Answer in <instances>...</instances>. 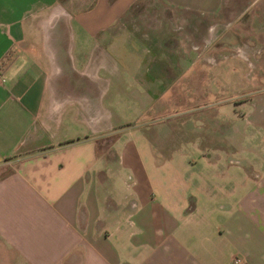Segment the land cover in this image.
<instances>
[{
	"label": "crops",
	"instance_id": "obj_1",
	"mask_svg": "<svg viewBox=\"0 0 264 264\" xmlns=\"http://www.w3.org/2000/svg\"><path fill=\"white\" fill-rule=\"evenodd\" d=\"M136 1L0 0V264H264V157L238 197L237 161L219 164L213 184L199 180L182 148L188 134L113 130L105 109L111 90L149 99L188 83L187 74L201 91L206 75L239 80L250 97L213 117L230 124L219 134L235 144L243 120L264 132V100L253 99L264 89V65L253 66L259 58L249 51L213 54L221 61L206 68L204 52L157 49L154 41L144 50L134 37L111 34ZM160 1L195 16H215L224 3ZM211 91L215 107L228 102ZM130 103L149 116L148 128L172 103L184 106Z\"/></svg>",
	"mask_w": 264,
	"mask_h": 264
},
{
	"label": "rangeland",
	"instance_id": "obj_2",
	"mask_svg": "<svg viewBox=\"0 0 264 264\" xmlns=\"http://www.w3.org/2000/svg\"><path fill=\"white\" fill-rule=\"evenodd\" d=\"M167 19L174 21L166 23ZM182 19L189 20V25L181 23ZM184 31L187 34L185 33V35H181L182 38L181 36L179 38V34ZM110 33H124L130 37L129 39L134 37L140 48L144 50L151 49L149 45L154 41L157 49L204 52L205 61L208 62L205 65L206 68L221 61L214 58L215 55L213 54L217 53L224 57L230 52L240 54L250 51L259 58L250 60L253 66L261 67L264 65V58L262 57L264 56V0H224L220 13L215 16L187 15L179 11L169 10L160 0H138L121 16ZM227 60H223V64L218 67L226 66ZM117 64H119L117 60H112V63L110 61L111 66H117ZM256 71L255 68L249 71V74L253 75L252 79L257 78L255 76ZM184 78L189 82L183 81L182 83L180 80L176 84L165 86L168 89L155 91L154 96L149 99L144 96L145 91L126 90L130 100L125 96L122 97L123 92L121 91H109V99L105 108L108 111V123L113 130L130 127V130L162 129L188 134L191 138L182 142L184 143L182 148L194 166L198 168L196 171V176L199 177L198 175H200L198 179L210 184L217 181L218 177H222L219 164H223L225 159L230 158L237 161L236 165L231 167L237 168V196L239 197L246 189L244 185L239 186L242 184L241 180L245 178L249 180L257 167V161H261L264 157V132L243 120L241 121L244 131L242 138L238 136L235 144L229 143L228 139L221 138L219 132L227 131L230 124L225 123V121L216 124L213 122V117L221 112L228 115L232 114L235 109L239 110V100L250 97V95H244L245 91H242L243 85H240L239 80L227 81L222 79L213 82L212 78L206 75L201 91L196 83L190 82V74L181 77V79ZM260 83L264 86L263 75ZM210 89L215 90V92L218 90L222 98L228 97V102L219 106L220 109L213 105L214 95ZM259 93L262 94L258 95V92H255L253 99L264 100V89ZM146 99H152L153 102L165 99L175 102L177 99L184 101V106L177 107L170 103L171 106L167 110L174 111L170 114L163 113L162 118H159L161 121L148 128L149 123L148 121L145 123V120L149 116L143 113V109H139L137 105L130 103L134 101L137 103L147 102ZM204 99L205 101H212L210 106L197 110L195 103L201 104L200 102ZM197 114H199V118H196ZM202 114L205 116L202 117ZM78 126H76L77 130ZM68 131L73 133L74 127L69 125ZM55 132L57 131L55 130ZM113 138L114 135H110L106 140L110 142ZM76 140L62 144L68 145L75 143ZM198 144L204 147L203 151H199L201 149L198 148ZM227 163L228 161L225 162V164ZM256 173L260 175L261 171L256 170ZM4 258L5 255L1 252L0 261L4 262Z\"/></svg>",
	"mask_w": 264,
	"mask_h": 264
},
{
	"label": "built area",
	"instance_id": "obj_3",
	"mask_svg": "<svg viewBox=\"0 0 264 264\" xmlns=\"http://www.w3.org/2000/svg\"><path fill=\"white\" fill-rule=\"evenodd\" d=\"M2 82H3V79H2V71H1V69H0V84H2ZM239 262H240L239 259H237V258L234 259V263H235V264H238Z\"/></svg>",
	"mask_w": 264,
	"mask_h": 264
}]
</instances>
